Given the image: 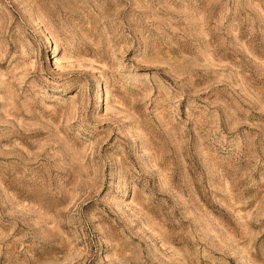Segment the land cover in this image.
<instances>
[{
  "label": "rangeland",
  "instance_id": "obj_1",
  "mask_svg": "<svg viewBox=\"0 0 264 264\" xmlns=\"http://www.w3.org/2000/svg\"><path fill=\"white\" fill-rule=\"evenodd\" d=\"M0 264H264V0H0Z\"/></svg>",
  "mask_w": 264,
  "mask_h": 264
}]
</instances>
